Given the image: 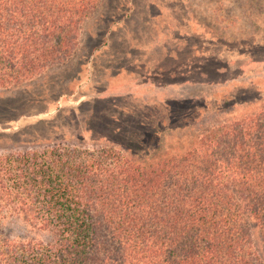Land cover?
Masks as SVG:
<instances>
[{"label": "trees", "instance_id": "obj_1", "mask_svg": "<svg viewBox=\"0 0 264 264\" xmlns=\"http://www.w3.org/2000/svg\"><path fill=\"white\" fill-rule=\"evenodd\" d=\"M97 1L0 0V90L68 59ZM240 101L189 113L183 145L0 151V264H264V98Z\"/></svg>", "mask_w": 264, "mask_h": 264}, {"label": "rangeland", "instance_id": "obj_2", "mask_svg": "<svg viewBox=\"0 0 264 264\" xmlns=\"http://www.w3.org/2000/svg\"><path fill=\"white\" fill-rule=\"evenodd\" d=\"M260 96L264 0H98L68 59L0 90V151L46 138L135 153L160 136L183 145L204 123L186 124L189 113L206 103L210 113L215 100L229 103L224 115L247 112L261 104L240 100ZM5 227L34 235L21 221ZM256 243L262 249L258 232Z\"/></svg>", "mask_w": 264, "mask_h": 264}]
</instances>
